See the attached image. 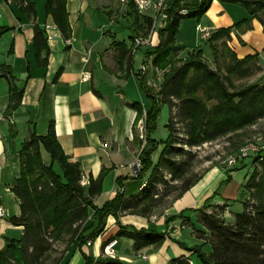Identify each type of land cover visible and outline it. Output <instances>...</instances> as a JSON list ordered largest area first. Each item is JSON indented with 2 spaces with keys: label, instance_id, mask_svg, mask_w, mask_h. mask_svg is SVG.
I'll return each instance as SVG.
<instances>
[{
  "label": "trees",
  "instance_id": "obj_1",
  "mask_svg": "<svg viewBox=\"0 0 264 264\" xmlns=\"http://www.w3.org/2000/svg\"><path fill=\"white\" fill-rule=\"evenodd\" d=\"M21 1V11L29 18H35V5ZM67 1L46 0L45 4L46 14L53 17L65 39H69L72 32ZM187 1L171 0L169 20L159 31V45L144 54L146 59L153 57V68L164 73L160 89L155 91L148 85L146 76L138 73L140 89L149 107L144 113L139 103L128 104L137 113L134 126L144 118L146 145L140 153L139 175L134 178L138 181L137 188H141V181L149 172L150 176L140 194L127 198V189L123 185L126 179L118 180L119 187L124 188V191H118L101 208L96 207L93 199L101 194L108 171L103 169L96 179L91 177L88 188L82 186L81 166L69 161L51 122L46 135L39 136L32 132L22 143L20 175L13 187L20 201L21 213L11 221L13 225L22 227L23 233L19 240L5 239V246L0 250V264H66L72 244L76 243L81 248L97 238L104 231L108 216L119 219L120 214L126 213L148 217L155 209L162 207L167 199L175 201L188 192L201 177H187L191 171L189 160L195 155L187 153L185 147L200 148L227 138L237 152L244 146L247 131L264 121V84L244 82L260 70L257 67L259 53L240 59L229 45L232 30L241 31L244 26L249 29V20L243 19L231 27L220 28L212 33L207 43L215 67L210 65L200 48L180 58L184 49L176 45L175 38L182 20H200L214 0ZM217 1L241 6L264 30V0ZM130 9L135 13L139 30L147 37L152 21L141 17L133 6ZM183 10L185 14H179ZM10 30L0 27V38ZM33 46L38 66L46 68L50 53L47 34L45 29L37 25L34 27ZM116 46L119 48L118 67L129 73L134 56L132 48L125 42L117 43ZM0 77L9 83L8 110L15 111L22 104L24 90L17 87L9 67L0 68ZM163 106H167L171 113L166 126L169 137L164 142H158L152 135L156 131ZM175 109L178 121L184 126L185 137L180 143L175 139L172 116ZM160 146H163V150L158 163L154 165L152 154ZM44 153L48 155L47 159ZM253 161L258 167L245 185V194H249L251 199L243 201L244 210L234 216L233 223H228L223 217L228 208L226 204L214 207L211 212H207L206 207L196 211L198 223L208 230L209 236L192 225L194 234L204 240V244L185 246V249L195 254L201 264H264V156L254 157ZM55 164L59 166L61 175L55 171ZM229 180L228 177L225 183ZM90 211H93L92 219L97 222V226L88 236H84L83 228ZM175 219L190 222L182 214L170 220ZM117 237L132 239L133 249L138 252L149 246H161L167 235L120 225ZM58 244L65 245L60 252L56 246ZM205 245L211 247L209 254L203 251ZM54 254L58 256L53 257ZM84 257L86 264H94L91 256ZM176 263L189 264L185 259H178ZM104 264L121 263L109 259Z\"/></svg>",
  "mask_w": 264,
  "mask_h": 264
},
{
  "label": "crops",
  "instance_id": "obj_2",
  "mask_svg": "<svg viewBox=\"0 0 264 264\" xmlns=\"http://www.w3.org/2000/svg\"><path fill=\"white\" fill-rule=\"evenodd\" d=\"M108 1L118 0H68L66 7L72 32L70 38L65 39L53 17L45 12L46 0L24 1L35 5V18H29L21 11V0H0V27L11 29L0 38V68L9 67L17 87L24 90L21 106L10 112L9 83L0 77V205L9 213V217L0 218V250L5 246L6 238L19 240L23 233L22 227L11 221L21 213L13 187L20 175L22 143L32 132L46 135L51 122L69 161L80 164L83 180L89 183L91 177L96 179L103 169L108 171L101 194L93 199L96 207L101 208L115 197L120 188L118 180L126 179L123 185L129 198L140 194L150 176L149 172L141 181V188H137L133 164L140 160V153L146 145L144 118L134 126L137 113L128 104L139 103L144 113L149 107L137 74H144L150 86L155 84L150 76L157 73L152 66L153 57L146 59L144 54L157 47L160 38L155 33L151 45L142 48L143 63L138 71L134 68L135 55L140 50L133 56L129 73L120 70L116 44L125 42L130 48L133 37L119 33L107 9L110 6ZM123 6L130 8L132 5ZM245 12L238 5L214 0L202 17L207 16L208 23L203 26L214 33L248 19L250 28L233 29L229 45L240 59L256 53H259L258 59H264L263 27ZM35 25L45 29L47 34L50 53L46 68L38 66L36 61L33 46ZM186 54L183 51L181 57ZM143 66L146 67L144 73L140 71ZM160 80L158 77V83ZM162 150L163 146H160L152 154L154 165L158 163ZM44 156L48 158L45 153ZM228 171L218 167L208 170L181 198L162 209H155L148 217L126 213L120 214L119 219L108 216L105 229L97 238L81 248L72 244L66 264H86L84 255L91 256L94 264H104L110 258L103 255V249L114 240L117 241L115 259L121 264H175L178 259L201 264L185 246L204 244V240L194 234L192 225L209 236L208 230L198 223L196 211L199 209L206 207V211L211 212L214 207L226 204L228 208L223 217L228 223L234 222L228 218L230 205L224 197ZM181 214L190 222L170 220ZM92 215L93 211H90L83 228L84 236L97 226ZM120 225L166 233L167 238L159 247L149 246L136 252L132 239L117 237ZM203 251L209 254L210 245H205Z\"/></svg>",
  "mask_w": 264,
  "mask_h": 264
},
{
  "label": "rangeland",
  "instance_id": "obj_3",
  "mask_svg": "<svg viewBox=\"0 0 264 264\" xmlns=\"http://www.w3.org/2000/svg\"><path fill=\"white\" fill-rule=\"evenodd\" d=\"M184 1L188 2L187 0ZM107 3H109L110 5L107 8L109 9L110 17L112 20H114L119 33H121L122 35H132L133 38L143 36L144 32L139 30V24H136L135 22V13L132 9L124 7L119 1H108ZM238 7H240V9L244 11V13H246L241 6L238 5ZM180 12L185 13L186 11L183 10ZM239 17H241V15H239ZM198 24H200L201 26L208 24L207 16L203 19L201 18L200 20L194 18L182 20L175 38L176 45L183 48L186 53L191 50L200 48L203 51L204 57L209 61L210 65L212 67H215L212 51L210 50L207 41L202 40L201 34L197 31ZM161 29L162 28L156 31L158 35ZM135 60L136 63L134 68L136 71H138L139 67L143 63L142 49H140V51H138L135 55ZM257 67H259L260 70L256 71L254 75L249 79L244 80L245 83L259 85L264 84V59H258ZM163 74V72L157 70V73L153 72L150 75L151 80L155 83L153 85L151 84V87L155 89V91H158L160 89V85L163 82ZM158 77L161 78L159 83ZM176 114L177 110L175 109L172 114V116L174 117L175 139L178 140V143H180L185 137L184 126L178 121ZM170 116L171 113L169 111V108L167 106L162 107L161 114L157 122V128L153 135L156 141L164 142L168 139L169 131L166 126L169 122ZM246 135L247 138L244 141V145L255 141L257 138H264V121L259 122L256 126L249 129ZM185 149L187 153L192 152L195 155L192 160H189L191 171L188 173L187 177H202L208 170H211L215 167L223 168L224 170H226V158L236 152L231 146V143L228 142L227 138L220 139L214 143L205 144L200 148L191 149L185 147ZM242 167L243 168H241L240 170H229L226 173L230 180L224 185V197L230 205V217H228L230 221L234 219V216L236 214L243 212V201H247L248 198L251 199V196L249 194H245V185L251 178L255 168L258 166L253 161V158H249L243 163ZM55 171L61 175V170L58 165L55 166ZM166 178L170 179V176L166 175ZM175 184H177V182ZM171 202L172 198H169L164 202V205L159 208L162 209L170 205ZM56 246L59 249V252L62 251L65 247L64 244H58ZM55 256H58V254L53 255V257Z\"/></svg>",
  "mask_w": 264,
  "mask_h": 264
},
{
  "label": "built area",
  "instance_id": "obj_4",
  "mask_svg": "<svg viewBox=\"0 0 264 264\" xmlns=\"http://www.w3.org/2000/svg\"><path fill=\"white\" fill-rule=\"evenodd\" d=\"M122 5H132L137 13L144 17L149 18L152 21L151 28L147 37H136L132 41L131 48L133 54H135L138 50L142 48H147L152 43V37L156 33V31L160 28H164L169 20V11L171 9L170 2L171 0H118ZM179 14H185L184 12H179ZM197 31L201 34L202 40L207 41L212 33L211 31L201 26L197 25ZM141 72L146 71V67H141ZM259 155L264 156V138H257L255 141L247 143L243 147H241L237 152L229 155L225 160V169H241L243 163L249 159L254 158ZM133 166L140 170L141 163L138 159L134 162ZM82 186H87L89 183L85 180L81 182ZM120 192L124 191V188H119ZM9 217L8 211L0 205V218ZM90 245V243H88ZM117 244V241H111L107 244L103 249V255L110 259H115V251L114 248ZM189 264H193L192 261L187 260ZM178 264V263H175Z\"/></svg>",
  "mask_w": 264,
  "mask_h": 264
},
{
  "label": "water",
  "instance_id": "obj_5",
  "mask_svg": "<svg viewBox=\"0 0 264 264\" xmlns=\"http://www.w3.org/2000/svg\"><path fill=\"white\" fill-rule=\"evenodd\" d=\"M139 175V169L136 168V176Z\"/></svg>",
  "mask_w": 264,
  "mask_h": 264
}]
</instances>
